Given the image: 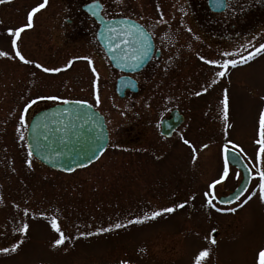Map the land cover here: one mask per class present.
<instances>
[{
	"label": "rangeland",
	"instance_id": "374dc122",
	"mask_svg": "<svg viewBox=\"0 0 264 264\" xmlns=\"http://www.w3.org/2000/svg\"><path fill=\"white\" fill-rule=\"evenodd\" d=\"M84 1L47 0L34 14L33 26L18 39L19 51L31 64L12 58L14 37L7 30L26 24L27 13L44 0L0 3V51L9 53L0 57V248L19 244L15 252L0 253V264H119L121 259L129 264H193L205 247L211 249L205 264H254L256 251L264 246V203L253 197L235 213L217 212L207 206L204 193L222 173V151L229 141L228 148L236 145L233 150L254 170L264 110V52L230 66L224 77L216 76L220 69L200 57L223 64L264 44V9L258 18L249 13L252 4L261 0L245 1L247 9L240 13L245 14L243 21L254 20V26L228 43L209 39L193 22L183 0H99L110 8L140 12L173 62L159 70L134 105L117 96L116 75L106 58L69 36L67 9ZM225 52L236 55L223 56ZM36 63L63 70L45 73ZM50 96L58 99H47ZM30 100L36 103L25 113L26 124L43 106L62 100L90 103L109 125L106 153L70 175L48 170L33 157L29 168L27 127L21 128L23 140L17 128ZM172 110L184 114L186 121L171 138H161L159 124ZM185 139L195 148V159ZM229 169V176L215 188L218 194L232 191L240 182L236 171ZM178 203L184 207L151 218L152 212ZM24 208L29 216L23 215ZM53 217L67 237L58 247L52 246L58 238L51 228ZM137 218L142 222L129 223ZM24 222L29 224L27 233L17 231ZM117 223L125 226L115 228ZM102 228L112 230L95 234ZM213 228L216 245L205 239Z\"/></svg>",
	"mask_w": 264,
	"mask_h": 264
},
{
	"label": "water",
	"instance_id": "95a60500",
	"mask_svg": "<svg viewBox=\"0 0 264 264\" xmlns=\"http://www.w3.org/2000/svg\"><path fill=\"white\" fill-rule=\"evenodd\" d=\"M209 4L214 11H221L224 7V0H209ZM215 4L219 8L215 7ZM93 3L88 6L92 15L101 24L98 32V40L103 46L107 56L116 69L123 73H131V66H143L147 59L151 56V38L149 47H147V55L141 56L139 61L132 58V53L136 50V55H140L142 49L143 36L137 33L134 39L137 43L130 46H122L120 51L116 53L119 59L113 58V53L109 50L112 37L107 31L109 27L116 28L117 31L127 30L130 25H137L127 20L105 21L100 15L101 6L94 9ZM153 45V44H152ZM127 79L121 78L116 84V93L122 97L125 89L128 87ZM183 119L178 111H173L170 118L161 123V135L171 137L173 131L181 125ZM36 125H39L36 127ZM109 144V133L104 117L87 104H77L75 102L69 104H57L48 109L42 110L33 116L27 130V146L32 151L33 157L43 165L61 171L63 173H73L78 169H83L96 162L106 151ZM99 149V151H97ZM95 153V155H93ZM235 151H228L229 164L236 167ZM239 155V154H238ZM90 158V159H89ZM240 167H236L245 180L250 184V169L244 163L239 155ZM243 188L241 183L239 187L230 195L220 199L223 205L233 204L235 194ZM232 200V203H224V201ZM212 235H215L213 233Z\"/></svg>",
	"mask_w": 264,
	"mask_h": 264
},
{
	"label": "snow or ice",
	"instance_id": "6c2138e0",
	"mask_svg": "<svg viewBox=\"0 0 264 264\" xmlns=\"http://www.w3.org/2000/svg\"><path fill=\"white\" fill-rule=\"evenodd\" d=\"M3 2H5V0H0V3H3ZM46 3H47V0H44L43 3L38 4L36 7L32 8L27 13V17H26L27 23L26 24L21 25L19 27H16L15 29L10 28L7 30L8 35L10 37H14L13 39H11V45H12V48L14 49V57H12V58H18L20 61H22L25 64L33 63L31 60L26 59L21 54V52L19 51L18 39L20 37V34L26 28H31L33 26L34 14L37 13L40 9H43L45 7ZM98 6H99V0H93V6H92L93 7V14H95L94 9ZM107 31L110 33V35L112 37V40L110 41L109 50L113 53L114 59L120 58L116 55V53H118L120 51L122 46L127 47V46H130V45L137 43V41L134 39V37L137 33H139V35L143 36V32H142L139 25H130L127 30H121L119 32L117 31L116 28L109 27L107 29ZM141 43L144 45V47L139 50L140 55H136V50H134L132 53V58L136 61H139L141 59V56L147 55V50H146L148 47L147 40H143ZM262 52H264V44H260L258 48H254L253 51L249 52L246 57L241 56L239 59H226V60H224L223 64H221L219 61H217L215 59H206L203 56H201L200 59L208 65L215 66V67L219 68L220 71H217L215 73V75L218 77H224L227 75V70L229 69L230 66L232 68H235L238 64H245L248 61L254 59L255 56L260 55ZM222 55L223 56H234L236 54L225 52V53H222ZM8 56H9V53H7L5 51H0V57H8ZM71 63H72L71 60L68 61V65H71ZM89 63L91 64V61H89ZM35 67L38 69H41L45 73H58V72H61L63 70L60 67H53V68L43 67L39 63H36ZM93 72L95 73V69H93ZM216 82L217 81L213 80L212 84H215ZM205 91H207V89H205ZM196 95H200V92H197ZM47 99L57 100L58 97L50 96V97H47ZM262 99H264V97H262ZM96 102H97V104H99V102H100L98 95L96 96ZM35 103H36L35 100H30L29 103L24 106V109L20 114L19 126L17 128V132H20V139L21 140L24 139V135L21 132V128L27 127V124L25 121V113L31 107V105L35 104ZM62 103L67 105V104L73 103V102H71L69 100H62ZM75 103L87 104L86 101H76ZM223 104H224L225 114H227L228 96H227L226 91H225L224 98H223ZM38 126L39 125H36V127H38ZM183 142L186 145H188L190 148H193V146L190 144V142L188 140L185 139ZM230 143H232V142L229 141L223 147L224 164H223V170H222L221 175L219 176V179H214L210 184H208L207 187L210 191H206L204 193L207 206L215 208V210L217 212L229 211V212L235 213L239 207H242L244 204L248 203L253 197H258L260 202L264 203V110H262L260 113L258 139L256 140V143L259 145V150H258L257 155H256L255 164L253 165L254 170L249 171V175H250L251 179L255 181V184L252 185L251 187H249V181L245 180L240 172H236L234 174L235 179L240 180L241 183L243 184V188L240 189L235 194V197H234V200L236 202H239V203H237L235 207H232L230 209L225 210V209L216 207L215 204L213 203V201L215 199V196L213 195V190L215 189L216 185H218L222 181H224L230 174L229 161H228V156H227L228 151H229L228 144H230ZM232 147H233V149H235L237 146L233 144ZM97 151H99V149H97ZM195 151H196L195 148H193V154H194L193 159H195ZM27 155H28L29 159L26 160V164L28 165L29 168H31V166H32L31 157L33 155L32 151H28ZM93 155H95V153H93ZM235 160H236V167H240L241 165H240L238 154H235ZM209 197H211V198H209ZM242 197H243V199H241ZM232 202H233L232 200L224 201V203H232ZM183 207H184L183 203H178L174 207H165L160 211L152 212L151 218L155 219L156 217L162 215L163 213H172L176 209L183 208ZM23 215L24 216L30 215L28 208L23 209ZM41 215H43V213ZM141 222L142 221L139 218H137L136 220H130L129 221V223H141ZM124 226L125 225L117 223L114 227L115 228H121ZM51 228L58 234V238L53 241L52 246L58 247L65 242L67 237L64 235L63 231H61V228H60L55 217H53L51 220ZM28 229H29V224L27 222H24L17 229V231H19L21 233H27ZM111 230H112L111 228H102V229H99L95 234L98 235V234H102L103 232H107V231H111ZM212 232H216V229L213 228ZM80 235L81 236L93 235V233H81ZM205 239L208 240V242L211 245L217 244V240L215 239V237L211 236V234L207 235L205 237ZM20 243H22V241ZM18 246H19L18 243H13L10 248L9 247L0 248V253H8L9 251L15 252V251H17ZM210 254H211L210 248L205 247V248L199 250L198 253L194 256L193 264H205V261L210 257ZM119 264H129V261L125 260V259H121L119 261ZM254 264H264V246L259 247L258 250L256 251L255 258H254Z\"/></svg>",
	"mask_w": 264,
	"mask_h": 264
},
{
	"label": "flooded vegetation",
	"instance_id": "af4514ba",
	"mask_svg": "<svg viewBox=\"0 0 264 264\" xmlns=\"http://www.w3.org/2000/svg\"><path fill=\"white\" fill-rule=\"evenodd\" d=\"M184 1L187 7L189 8V13L191 14V18L193 22L199 28H201V30H203L208 35V38L211 39L212 41L217 40L219 43H228L230 40L233 41L232 40L233 37L236 38L242 33L252 29V27L254 26V20L250 22L243 21V18H245V14L240 13V10H243V8L247 9V6L245 5L246 0H242L241 2L238 3L237 6H236L237 0H226L225 9L220 13H216L211 10V8L208 5V0H183V2ZM233 2H235V5H233V11L228 12L227 18L224 19L222 17L223 14H225L228 11V9L231 8ZM258 2L259 4L253 3L249 10V13L254 12L256 14L255 18H258L259 13L264 9V0ZM89 3H91V1L85 0L79 6L76 5L73 7H69L67 9L70 16V18L67 19V23L69 26L68 29L71 30L69 36L71 37L72 42L79 41L85 43L87 46H90L97 55H101L105 59L104 51L97 40V33L101 25L96 21V19L93 17L91 12L85 9L89 5ZM101 3H102L101 16L106 21L117 20V19L118 20L127 19L130 21H134L138 23L140 26H142L143 29L153 39L155 48L152 53V56L147 61L146 65L139 71H136V66L130 68L132 71H134V73L128 75V77L130 81H132L131 84L133 85L135 91H126L123 99H127L130 105H134L135 101L142 98L144 94L147 92L148 85L156 77L159 70L164 65H166V68L168 69L169 67L167 66L166 63L168 62V64H171L173 62L170 61L169 58H166L164 54V50L162 49V47L160 46V44L158 43L157 39L155 38L154 34L151 31L150 24L145 21L144 17L140 16L141 15L140 12L136 13L133 8L120 7V6H115V7L113 6V8H110L105 2L101 1ZM148 8L151 9L152 6L148 4ZM144 35H145L144 40H146L147 38L145 37L148 36L145 33ZM107 65L109 67L110 72L116 75V80L117 78L123 76V74H120L119 71L112 69L108 61H107ZM185 121H186V116L183 114V121L181 123V126L175 132H177L183 126ZM108 130H109V125H108ZM217 186L218 185H216V187ZM232 191L218 194L216 189H214L213 190V195L215 196L214 201L217 202L218 199L226 196L228 193Z\"/></svg>",
	"mask_w": 264,
	"mask_h": 264
}]
</instances>
